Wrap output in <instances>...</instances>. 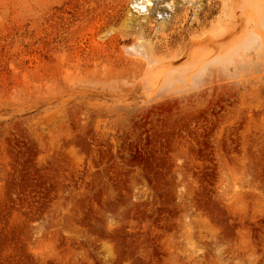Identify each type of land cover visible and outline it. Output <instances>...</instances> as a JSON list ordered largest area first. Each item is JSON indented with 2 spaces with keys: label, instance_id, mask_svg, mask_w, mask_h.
Here are the masks:
<instances>
[{
  "label": "rangeland",
  "instance_id": "obj_1",
  "mask_svg": "<svg viewBox=\"0 0 264 264\" xmlns=\"http://www.w3.org/2000/svg\"><path fill=\"white\" fill-rule=\"evenodd\" d=\"M135 1L0 0V264H264V8Z\"/></svg>",
  "mask_w": 264,
  "mask_h": 264
},
{
  "label": "bare ground",
  "instance_id": "obj_2",
  "mask_svg": "<svg viewBox=\"0 0 264 264\" xmlns=\"http://www.w3.org/2000/svg\"><path fill=\"white\" fill-rule=\"evenodd\" d=\"M135 1V0H134ZM193 0H185V3H190V2H192ZM198 1V0H197ZM133 2V1H132ZM136 2V1H135ZM199 3V2H198ZM169 4V3H168ZM200 4V3H199ZM154 5H155V0H138V2L136 3V4H134L133 5V8L135 9V10H137L139 13H143V14H141V17H142V19H144L145 17L147 18V16H146V14H147V12H149L150 13V11H153V9H155L154 8ZM171 6H169V8H170ZM222 7L223 8H226V10H230V11H234L235 9L237 10H240V13L241 14H239L240 16H245L246 18L247 17H249L251 20H255L257 17L255 16V15H257V14H259L260 12L262 13V8H264V0H222ZM173 9V8H172ZM175 9V8H174ZM264 11V10H263ZM132 12V11H131ZM155 12V11H154ZM223 12V11H222ZM235 12V11H234ZM226 12H224V14H225ZM229 13V12H228ZM264 13V12H263ZM133 14V13H132ZM171 15V14H170ZM258 17H259V15H257ZM126 17H128V16H126ZM139 17V16H138ZM218 17V16H217ZM220 17V16H219ZM219 17H218V20H217V23L218 24H221L220 22H219V20H224V19H219ZM224 17H225V15H224ZM232 17V16H231ZM256 17V18H255ZM129 18V17H128ZM168 18V17H167ZM246 18H244L245 20H248V19H246ZM129 19H132V18H129ZM228 19H229V17H228ZM128 20V19H127ZM244 20V21H245ZM137 21V20H136ZM142 21V20H141ZM159 21V20H158ZM225 21V20H224ZM227 21V20H226ZM249 21V20H248ZM237 22V21H236ZM136 23V22H135ZM140 23H142V22H138V23H136V27H137V30H135L137 33H136V35H138L137 37H138V39L137 40H135V43L133 44V45H131V46H133L132 47V50H134L133 48H135L134 46H135V44L139 47H137V48H135V50L133 51V53H138L139 55H142V57H145V58H147V60L148 61H150L151 59H154L155 57H152V55H153V53L151 52V50H150V47H147V46H145L144 44H142V40L141 39H143V37H142V32H141V29H142V24H140ZM160 24V23H159ZM225 24V23H224ZM259 24V23H258ZM141 25V26H140ZM165 25V24H164ZM217 25V24H216ZM236 25V24H235ZM234 24L233 25H222L221 24V29H223L224 31L223 32H226V31H230V30H234V26H235ZM244 25H245V22H244ZM246 25H248V24H246ZM218 26V25H217ZM253 26H254V24H253ZM253 26H251V27H253ZM256 26V25H255ZM259 26V25H258ZM141 27V28H140ZM215 27V26H214ZM223 27V28H222ZM260 27V26H259ZM135 28V27H134ZM157 28V27H156ZM248 29V28H247ZM246 29V30H247ZM255 29H257V27L255 28L254 27V29L253 30H255ZM260 29H263V28H260ZM260 29H258V30H260ZM214 30V29H213ZM212 30V31H213ZM251 30V29H250ZM160 31V30H159ZM248 31V30H247ZM124 32V31H123ZM223 32H221V33H223ZM255 32H256V30H255ZM257 33V32H256ZM260 33H261V30H260ZM127 34V33H126ZM218 34H220V33H212V35H218ZM133 35H135L134 33H133ZM222 35V34H221ZM224 35V34H223ZM222 35V36H223ZM258 35H259V32H258ZM202 36V35H201ZM218 36H220V35H218ZM257 36V35H256ZM264 36V35H263ZM211 37H213V36H211ZM215 38L213 39L212 38V40H214L215 42H218L217 40H216V36H214ZM225 37V36H224ZM223 37V38H224ZM259 38H260V36H258ZM258 37H256V38H258ZM128 38V37H127ZM250 38V37H249ZM261 38H262V36H261ZM218 39V38H217ZM222 39V38H221ZM245 39V38H244ZM197 40V39H196ZM220 40V39H219ZM238 40V39H237ZM240 40V39H239ZM238 40V41H239ZM247 40H249L248 38H247ZM260 40H263V39H260ZM134 41V40H133ZM203 41H205V40H203ZM213 41V42H214ZM243 41V40H242ZM144 42V41H143ZM230 42V41H229ZM240 42V41H239ZM238 42V43H239ZM243 42H245V41H243ZM242 42V43H243ZM250 42H251V40H250ZM264 42V41H263ZM146 43V42H145ZM198 43V42H197ZM222 43H224V42H222ZM253 43V42H252ZM216 44V43H215ZM219 44V43H218ZM249 44V43H248ZM247 44V45H248ZM263 44V43H262ZM148 45V44H147ZM214 45V44H213ZM225 45V44H224ZM239 45V44H238ZM250 45V44H249ZM252 45V44H251ZM250 45V46H251ZM130 46V47H131ZM193 46V45H192ZM200 47L198 48V49H196V50H194L193 52H192V56H193V59H194V68H198L199 66H202V65H205V63L207 62V58H208V56H207V49H206V41H205V43H200V45H199ZM210 46V45H209ZM216 47L215 48H217V44L215 45ZM235 46H236V44H235ZM222 47V46H221ZM231 47V46H230ZM246 47V46H245ZM258 47H259V44H258ZM126 48H127V45H126ZM208 48V47H207ZM210 48H212V47H210ZM219 48V47H218ZM217 48V49H218ZM225 48V47H224ZM223 48V49H224ZM136 49H138V50H136ZM205 49H206V52H205ZM213 49H214V47H213ZM225 49H228V48H225ZM215 50V49H214ZM213 50V51H214ZM259 50V49H258ZM216 51H218V50H216ZM222 51V50H221ZM220 52V51H219ZM238 53V52H237ZM242 53V52H241ZM212 54V53H211ZM223 54V53H222ZM230 54V53H229ZM213 55H215V53L213 54ZM249 55V54H248ZM225 56H227V55H225ZM250 57V56H249ZM225 58H227V57H225ZM228 59V58H227ZM241 59H242V56H241ZM249 59V58H248ZM156 60H157V58H156ZM153 61V60H152ZM227 61V60H226ZM264 61V60H263ZM223 63V62H222ZM225 63V62H224ZM227 63V62H226ZM239 63H240V61H239ZM152 64V63H151ZM189 64V63H188ZM156 65V64H155ZM160 65V64H159ZM152 66H154V65H152ZM217 66V65H216ZM220 66H221V64H220ZM170 67V66H169ZM155 68V67H154ZM161 68H163V67H161ZM173 68H175V67H173ZM181 68V67H180ZM206 68H207V65H206ZM178 69V68H177ZM216 69V68H215ZM217 69H218V67H217ZM223 69L224 68H222V71H223ZM152 70V69H151ZM204 70V69H203ZM207 70V69H206ZM175 71V70H174ZM194 70H192V71H190L191 72V74H192V72H193ZM216 71V70H215ZM156 72V71H155ZM206 72V71H205ZM208 72V71H207ZM147 72L145 71V74H146ZM169 73V72H168ZM199 73V72H198ZM204 73V72H203ZM166 74V73H165ZM171 74V73H170ZM181 74H183V73H181ZM180 73H179V75H176V76H173V78L174 79H180L178 76H180L181 75ZM190 73L188 72V73H184V75H189ZM164 75V74H163ZM201 75V74H200ZM182 76V75H181ZM207 76V75H206ZM208 76H209V74H208ZM197 77H199V76H197ZM146 81H149V82H152V81H154V78H151V77H149L148 75L146 76ZM156 79V78H155ZM163 79V78H162ZM169 80H171V79H169ZM189 80V79H188ZM198 80H200V79H198ZM205 81V80H204ZM165 82V81H164ZM159 83V82H158ZM180 83V82H179ZM254 84V83H253ZM147 85V84H146ZM159 85H160V83H159ZM163 85V84H162ZM155 85H153V87H154ZM157 86V85H156ZM181 88V87H180ZM148 89V88H147ZM171 89V88H170ZM150 90V89H149ZM256 90V89H255ZM197 91V90H196ZM196 91H194V92H196ZM200 91V90H199ZM148 92V91H147ZM152 92V91H151ZM145 93V92H144ZM170 93V92H169ZM180 93V92H179ZM179 93H177V94H179ZM197 93V92H196ZM146 94V93H145ZM152 94V93H151ZM180 95V94H179ZM179 95H177V96H179ZM186 95H187V93H186ZM144 96H146V95H144ZM149 96V95H148ZM185 96V95H184ZM151 97V96H150ZM168 97H170V96H168ZM190 97V96H189ZM188 98V97H187ZM150 100V99H149ZM144 101V100H143ZM142 101V102H143ZM141 104V103H140ZM144 106V105H143ZM51 126V125H50Z\"/></svg>",
  "mask_w": 264,
  "mask_h": 264
}]
</instances>
